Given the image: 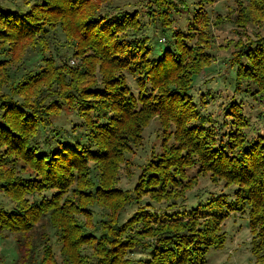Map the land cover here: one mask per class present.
Returning a JSON list of instances; mask_svg holds the SVG:
<instances>
[{
  "label": "rangeland",
  "instance_id": "obj_1",
  "mask_svg": "<svg viewBox=\"0 0 264 264\" xmlns=\"http://www.w3.org/2000/svg\"><path fill=\"white\" fill-rule=\"evenodd\" d=\"M255 2L259 3L255 5ZM35 3L36 0H0L2 7L16 12L30 11ZM100 7L101 11L112 7L136 15L139 27L121 31L117 36L119 39L126 33L146 40L148 52L152 53L147 54L142 43L136 61L140 60V55L159 56L165 45L175 61L180 56L188 63L194 54L208 57V64L193 73L191 83L182 89L195 103L201 114L200 124L213 135V143L228 141L230 133L237 135L238 145H242V140L244 143L256 138L264 141V93L260 91L261 85L253 80L259 72H264V66L261 70L245 58V54L257 51L259 57L255 63H264V0H111L104 1ZM43 17L49 20L41 24L42 30L28 37L0 23V124L2 118H6L12 133L16 134L20 125L27 130L13 107H22L25 101L33 99L26 97L25 100L20 95L19 85L38 75L47 83V86L40 83L39 90L44 91L45 100L49 102H42L41 98V104H34L38 116L45 120L42 124L32 123L34 126L29 133L22 134L25 146L39 152L36 147L55 135L56 141L60 138L66 143L82 142L80 145L84 149L91 146L95 151L98 147L104 161H83L80 172L72 170L77 172L73 173V184L64 192L58 191L44 184L34 170L35 165L28 164L15 152V145L19 148L23 140L17 138L16 142L0 133V209L7 213L23 207L27 209L32 203H39L40 200L34 199L42 195L46 197L42 200H51L55 191L60 205L77 203L79 212L75 213V218L82 227L78 233L75 230L81 241L73 247L70 238L60 236L56 218H50L48 207H44V213L37 216L29 231L35 248L23 262L18 246V240L23 239L22 233L3 221L0 223V264H99L101 245L110 246L100 243V238L105 235L113 238L118 234L123 240V231L125 237H133L131 247L124 248L123 244L121 249H125L121 257L127 264H263L264 250H257L258 231L250 225V207L241 206L235 196L238 187L201 170L197 159L180 171L172 168L169 173L163 172L164 179L155 187L163 192L141 197L132 194L138 181L152 169L151 163L165 155L164 151L178 145L174 138L176 126L152 114L144 125L138 121L137 128H133V115L123 114L121 109H98L100 101L107 103L111 96L123 99L124 93L125 101H129L128 91L135 94L132 103L135 101L139 109L141 95L143 99L158 95L149 82L144 86L137 84V75L128 70L122 71L126 92L105 88L102 84L95 86L99 76L94 75L87 92L100 91L106 99L97 95L80 101L66 89L60 90L56 81H49L52 70L67 71L65 68L76 66L81 58L74 55L73 40L66 38L57 17L47 13ZM176 43L182 44L178 50ZM242 68L244 70H240ZM166 83L169 90L180 92L177 89L181 88L171 81ZM229 113L239 115L238 124L244 125L239 136V128ZM38 123L40 127L35 129ZM105 123L108 128L103 126ZM50 142L52 144V140ZM49 151L46 155H51L52 149ZM105 175L106 183L100 181ZM28 179L35 180L36 186H46L45 189L36 192V197L31 193L19 196L12 191L19 180ZM102 185L129 195L115 212L103 209L102 200H83L81 194L89 193L94 197ZM141 209L149 212L148 221L142 222ZM110 213L118 228L115 234L100 225L102 220L109 221L105 215ZM204 233L210 237L208 242L214 244L206 249L201 247L200 253L194 251L189 256V250H196ZM22 241L27 242L26 239Z\"/></svg>",
  "mask_w": 264,
  "mask_h": 264
},
{
  "label": "trees",
  "instance_id": "obj_2",
  "mask_svg": "<svg viewBox=\"0 0 264 264\" xmlns=\"http://www.w3.org/2000/svg\"><path fill=\"white\" fill-rule=\"evenodd\" d=\"M104 1L109 3L111 0H36L35 5L31 7L30 11L24 12L12 11L0 5V23L4 28L10 29L16 34H24L25 37H28L29 34H38L42 30L41 24L49 20V18L43 17L45 13L57 17L55 19L60 21V28L65 33L66 38L73 40L71 45L75 48L74 55L81 59L76 66L65 68L67 71L52 70V74L49 75L51 76L49 81H56L58 88L69 91L74 99L84 101L89 97L93 98L97 95L102 99H106L104 96H101L102 93L100 91H96V94L93 91L87 92L90 89L88 86L92 84L94 75H98L100 79H97L98 81L95 82V86L102 84L101 86H106L105 88H115L119 92L127 91L125 88L126 78L122 73L123 70L136 74L137 84L141 86L149 82L157 90L159 97H156V94L152 99H150V96L143 99L141 95L139 99L141 103L140 109L136 107L135 101L132 103V100H135V94L129 91V101H125L123 93V99H115L111 96L107 98V103L100 101L102 103H99L98 107L100 110L121 109L123 114L133 115L135 119L133 128H137L136 124L138 121L144 125L152 114H157L161 119L165 118L167 124H174L176 126L174 138L178 145L167 149L166 152L164 151L165 155L160 156L151 163L153 165L152 169L142 180L138 181L132 194L136 197H141L146 194L152 196L163 192L162 189H155V187L159 184L158 182L164 179L165 173H169L172 168L180 171L184 166L193 163L191 160L197 159L201 170L205 169L215 177L236 184V187H238L235 194L236 199L240 200L241 206L248 205L250 207V225L254 226L253 228H257L258 231L256 233V238L259 239L257 250H264V141L262 138H256L245 143L242 140V145H238L236 140L237 135L230 133L228 141L220 142V144L213 143V135L206 127L200 124L201 114L196 109L195 103L192 102L190 96L185 94V89H182L191 83V75L193 73L208 64V57H199L197 54H194L190 57V62L188 63L181 60L182 57L180 56L175 61L174 57L170 54L169 47L165 45L164 47L162 46V52L159 56L146 58L144 55H140V60L136 61L139 53L138 50L142 47V43L144 49H147V54L152 53V51L148 52L146 40L134 35H127L126 33L119 39L117 37L121 31L139 27L136 15L133 12L121 11L118 8L113 9L112 7L101 11L100 5ZM258 3L255 2V5ZM104 11H114V13L108 14ZM160 27L163 28L161 25ZM179 45L182 44L176 43L175 47L177 50ZM256 52L253 51L245 54V58L262 70L264 63H255L256 58L259 57ZM246 66L247 64H245V68ZM240 70H244V68ZM65 75L68 76L67 79L64 77ZM254 77L253 80L261 85L260 91L264 93V72L261 71ZM248 78L251 77L248 76ZM166 81H171L172 85L181 88H176L180 92L169 90ZM40 83L47 86L46 81H41L38 75H33L19 85L22 91L20 95L22 94L25 100L26 97L33 98L27 102L25 101L22 107H13L15 115L17 114L18 118L23 120L27 130L21 129L20 125L17 133H12V127L6 125L8 119L2 118L3 122H1L2 125L0 124V133H3V135L12 140L16 139V142L17 138L23 140V144L19 148H17L18 144L15 145V152L28 164L35 165L34 170L39 174V178L42 179L44 184L48 183L51 185V188L64 192L74 182L73 173L77 172L72 170L76 169L80 172L82 162L85 160L104 161V158L100 157L99 149L96 146L95 151L91 146L89 149H84L80 145L82 142L66 143V140L63 142L60 138L56 141L55 135H51L46 143L41 144L40 147H36L40 149V154L37 150H32L31 147L25 146L26 139H22V134L29 133L33 128L32 126H34L32 123L39 121L42 124L45 120L41 118L42 116L39 117L40 114H38V110L34 107V104H41L42 99H44L42 102H49L45 100L44 91L39 90ZM99 90L102 89L99 88ZM8 107L10 109V106ZM229 114L234 117L235 124L239 128L238 136L241 135L240 131L244 125L238 124L239 115L237 116L235 113ZM39 123L38 125L36 124L35 129H39ZM103 126L108 128V123H105ZM39 132L42 135V132ZM19 133L21 136H18ZM50 140H52V144ZM7 146L9 147V145ZM50 149H52L51 155H46L50 152ZM34 181L29 179L28 181L19 180L12 191L19 196L23 193H31L36 197V192L45 189L46 186L42 184H37L38 186H36V181ZM100 181L106 183V175L103 178L100 177ZM165 192L168 191L165 190ZM52 195V199L48 201L42 200L46 198L45 195L35 198L34 200L42 201L32 203L27 209L23 207L10 213L0 209V223L6 221L5 223L14 227L15 231L21 232L23 239L27 240V242L22 241L23 239L18 240L23 262L28 259L29 253L35 248L34 240L31 239L29 231L37 216L40 213H44V207H48L47 212H50V218H56V228L60 231V236L70 238L69 243L73 247H76L80 243L79 241H81V236L77 233L82 227L75 218V213L79 212L75 206L77 203L68 205L65 202L63 205H60L55 191ZM81 195L84 197L83 200H102V203L104 202L101 205L102 208L111 212H115L117 206L125 203L127 201L126 198L129 196L111 188L109 185L108 187L102 185L101 189L99 187L94 197L89 193ZM233 204V207H235V202ZM65 209H67L66 213ZM147 212L141 209L139 216L142 222L150 219L149 212ZM111 214L105 215L109 221L102 220L100 225L105 231L115 234L118 228L114 225V221L111 220ZM190 216L191 212L188 214V217ZM151 218H153L152 215ZM207 230H209L208 227ZM122 233L124 235L123 240L119 239L118 234H115L113 238L108 235L100 238V243L105 242L110 244V246L105 248L101 245L99 264H127L123 257H121L125 249L123 251L121 249L123 248V244L124 248L129 249L133 237H125V231ZM208 234L210 235V231H208ZM209 235L206 236L204 233V237L200 239L201 243L197 245L196 250H189V256L194 251L195 253H200L201 247L206 249L207 246L214 244V242H208L210 241ZM91 237L89 236L88 238ZM257 250L255 248V251Z\"/></svg>",
  "mask_w": 264,
  "mask_h": 264
}]
</instances>
